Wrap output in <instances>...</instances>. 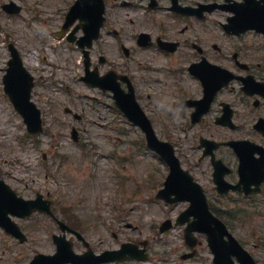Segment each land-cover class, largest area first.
<instances>
[{"label":"rangeland","instance_id":"rangeland-1","mask_svg":"<svg viewBox=\"0 0 264 264\" xmlns=\"http://www.w3.org/2000/svg\"><path fill=\"white\" fill-rule=\"evenodd\" d=\"M17 1L25 5L20 15L6 14L0 6V38L10 36L26 56L36 78L33 99L42 110L44 130L32 137L0 89V177L24 197L42 192L52 198L54 210L79 230L96 252L147 240L149 259L107 264H213L205 233L196 234L202 241L197 254L182 257L190 249L184 241L185 225L175 224V219L189 203L168 204L156 197L168 175V165L147 146L145 133L115 107L112 94L82 79V49L56 35L72 0ZM126 14L127 10L116 9L113 21L122 30L124 42L135 46L130 40L133 25ZM140 20L135 18L134 24L139 29ZM217 34L221 35L219 30ZM206 37L208 45L215 41L212 35ZM115 38L104 33L91 51L93 64L101 71H131L159 138L175 146L182 165L202 184L216 213L259 264H264V185L263 192L251 198L233 191L219 194L210 157H203L199 147L201 136L216 140L255 138L251 124L241 131L219 128L213 121L192 124L190 110L181 99L186 97V86L194 88L193 81L184 75L167 74L165 61L149 50L136 49L127 58ZM246 39L252 47L259 45L260 37L247 35L242 42ZM101 54L107 63L99 62ZM6 57L0 44V64ZM179 85H184L182 95L175 92ZM66 107L81 118L67 112ZM73 127L79 131L77 142L71 135ZM217 153L233 167L226 178L237 182L238 162L233 152L221 148ZM167 218L174 226L161 231L160 225ZM18 221L28 239L20 242L0 227V264H28L38 252L56 250L51 236L59 228L49 216L35 213ZM80 244L75 243L78 251L84 250Z\"/></svg>","mask_w":264,"mask_h":264},{"label":"flooded vegetation","instance_id":"flooded-vegetation-1","mask_svg":"<svg viewBox=\"0 0 264 264\" xmlns=\"http://www.w3.org/2000/svg\"><path fill=\"white\" fill-rule=\"evenodd\" d=\"M104 2L105 28L108 29L109 27L108 34L120 37L122 33V30L117 28L113 21V13L116 9L127 10L126 19L131 21L140 17L142 25L140 31L148 32L150 40L154 41V43L152 41V45L140 48L153 52L156 58H162L167 64L166 66L181 68L183 72L190 74L188 68L191 65H209L211 63L229 67L236 74L246 76L256 74L258 72L256 67H261L264 63V42L263 44L259 43L258 46L254 45V47L250 45L247 39L246 42H242L246 35L257 36V34L261 35L260 33L248 30L238 37L229 35L230 38L236 37L240 41L227 44L223 43L217 34L218 26L224 31L222 27V23H224L222 13L224 11L216 9L208 13V10L210 4L224 5L228 3L226 0H104ZM215 14H220L222 18L213 17ZM144 23L147 27L144 26ZM138 34L135 35V39L138 38ZM208 35H212L215 40L210 41V46L207 44L208 37L206 36ZM6 37L12 39L10 36ZM123 39L124 37L119 39L121 45L124 44ZM162 41L171 42V44H163ZM9 43L13 42L7 43V58L3 69H6L10 59ZM123 86L126 84L123 83ZM221 93L222 91L219 92L218 99ZM226 101L219 100L220 110H215V112L219 114L223 109V103ZM228 102L233 108V119L240 127V123H242L240 121L241 114L232 101L228 100ZM215 103L200 123L207 121L206 117L214 111ZM254 105L256 108L261 107V111H252L253 118L264 117V99L257 97L254 100ZM260 142L264 141L260 140Z\"/></svg>","mask_w":264,"mask_h":264},{"label":"water","instance_id":"water-1","mask_svg":"<svg viewBox=\"0 0 264 264\" xmlns=\"http://www.w3.org/2000/svg\"><path fill=\"white\" fill-rule=\"evenodd\" d=\"M80 8V1L74 7V10ZM251 10H255L254 19L258 21L264 20V8L260 7H251ZM82 26L87 32V39L90 41L93 38L98 36L99 28L102 24L101 13L97 17H81ZM254 21L255 25L258 21ZM263 24V23H262ZM264 25V24H263ZM30 80L29 78V87L22 97H12L13 101L16 103V106L20 112L24 115L26 122L28 123L29 130L32 132H38L42 129L41 126V117L40 110L36 108L35 104L30 101ZM7 84V90L12 91V80L10 74L5 78ZM123 94V95H122ZM119 93L115 95L117 98V104L126 112V114L135 122L139 123L147 132V138L149 144L155 147L169 162L171 166V173L166 181V188L161 191L160 195L164 196L168 200H175L179 198H189L193 202H198L203 199V193L201 187L198 183L193 181L192 176L188 171L183 170L180 166L179 160L175 157L173 147L167 143L159 141L156 137L152 125L144 113L140 110L139 106L136 104V101L131 94ZM249 168H252V163L245 158H242L241 172L244 171L242 177L246 178L249 176ZM216 182L218 183V188L220 190H227L231 187L229 184L224 183L222 179V174H215ZM264 178V168L258 179L260 181ZM244 181V180H243ZM174 194L175 197L172 198L171 195ZM19 200L22 206H18L15 203ZM32 201H24L19 199L16 194L3 182L0 181V223L6 226L8 230H12V226H16L15 223L9 218L8 212L17 213L20 215H25L30 213L34 208H37ZM206 206V205H205ZM190 212L198 217L196 222L200 219L197 226L192 225L187 228V236L192 233L195 229L207 230L210 233L209 242L218 258L220 264H234L230 259V254L234 253L238 256L242 264H256L253 257L245 251L242 246L234 239L231 234H228L224 225L218 221L208 210H202L198 205H195ZM224 235L229 236V240L224 239ZM63 240V238H61ZM69 247L71 243H68ZM61 242L59 241V248L61 249ZM126 247H132L130 244H125L123 249ZM118 252L108 251L106 252L105 258L96 257L97 262L102 260H111V259H123L125 258L122 255H118ZM127 257V256H126ZM129 258H144V256L134 251L128 256ZM74 261H78V264H81L79 258H74ZM76 264V262H75Z\"/></svg>","mask_w":264,"mask_h":264}]
</instances>
